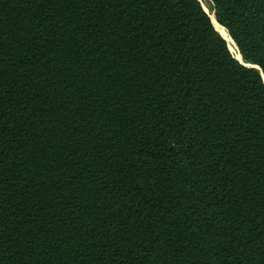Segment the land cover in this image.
<instances>
[{"label":"trees","instance_id":"16d2710c","mask_svg":"<svg viewBox=\"0 0 264 264\" xmlns=\"http://www.w3.org/2000/svg\"><path fill=\"white\" fill-rule=\"evenodd\" d=\"M0 0V264H264V0Z\"/></svg>","mask_w":264,"mask_h":264},{"label":"bare ground","instance_id":"6f19581e","mask_svg":"<svg viewBox=\"0 0 264 264\" xmlns=\"http://www.w3.org/2000/svg\"><path fill=\"white\" fill-rule=\"evenodd\" d=\"M207 0H200L201 3H204L206 2ZM204 5V4H203ZM208 16L212 22V25L213 27L215 28V30L219 33V35H221V37H223V39H225L227 45H228V49L230 51V53L232 54V56L238 60H241L237 50H236V47L235 45L232 43L231 39H229V37L227 36V34L225 33V31L223 29H221L216 21H215V18H214V14H213V11L210 10L209 13H208Z\"/></svg>","mask_w":264,"mask_h":264},{"label":"rangeland","instance_id":"374dc122","mask_svg":"<svg viewBox=\"0 0 264 264\" xmlns=\"http://www.w3.org/2000/svg\"><path fill=\"white\" fill-rule=\"evenodd\" d=\"M199 1H200V0H199ZM200 3H201V2H200ZM203 4H204V5H203ZM201 5H202L203 9L207 11V14L209 13L210 10H212V4H211V2H210L209 0H207V1L204 2V3H201ZM233 43H234V42H233ZM236 50H237V48H236ZM237 52H238V51H237Z\"/></svg>","mask_w":264,"mask_h":264},{"label":"water","instance_id":"95a60500","mask_svg":"<svg viewBox=\"0 0 264 264\" xmlns=\"http://www.w3.org/2000/svg\"><path fill=\"white\" fill-rule=\"evenodd\" d=\"M202 6V5H201ZM203 8V7H202ZM205 11V10H204ZM206 12V11H205ZM207 13V12H206ZM214 13V12H213ZM208 15V14H207ZM209 17V16H208ZM210 19V18H209ZM211 21V20H210ZM212 23V22H211ZM215 29V28H214ZM217 32V31H216ZM218 33V32H217ZM219 34V33H218ZM221 36V35H220ZM223 38V37H222ZM225 40V39H224ZM236 59V58H235ZM238 62H240L241 64H243L242 60H238L236 59ZM244 65V64H243ZM244 66H249V67H252V68H256L254 66H251V65H244Z\"/></svg>","mask_w":264,"mask_h":264}]
</instances>
